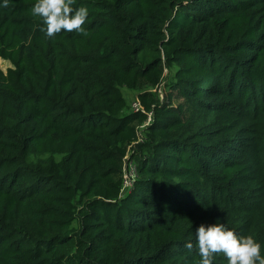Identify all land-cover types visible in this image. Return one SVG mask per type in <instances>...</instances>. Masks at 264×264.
Wrapping results in <instances>:
<instances>
[{
	"label": "trees",
	"instance_id": "trees-1",
	"mask_svg": "<svg viewBox=\"0 0 264 264\" xmlns=\"http://www.w3.org/2000/svg\"><path fill=\"white\" fill-rule=\"evenodd\" d=\"M36 2L0 0V264H198L216 223L264 256V0H74L54 39Z\"/></svg>",
	"mask_w": 264,
	"mask_h": 264
},
{
	"label": "clouds",
	"instance_id": "clouds-1",
	"mask_svg": "<svg viewBox=\"0 0 264 264\" xmlns=\"http://www.w3.org/2000/svg\"><path fill=\"white\" fill-rule=\"evenodd\" d=\"M74 0H37L31 8L33 16L41 17L44 26L40 31L48 39H54L61 31L88 35L83 25L88 17L86 7L74 8ZM9 0H3L8 7ZM196 241L186 242L184 247L191 252L195 247L201 259L198 264H213L216 254L223 253L228 264H264L261 244L252 235L238 236L224 224H201L195 232Z\"/></svg>",
	"mask_w": 264,
	"mask_h": 264
},
{
	"label": "rangeland",
	"instance_id": "rangeland-1",
	"mask_svg": "<svg viewBox=\"0 0 264 264\" xmlns=\"http://www.w3.org/2000/svg\"><path fill=\"white\" fill-rule=\"evenodd\" d=\"M0 68L6 72L9 68L10 65L8 63L3 62L2 60H0ZM168 74V73H166ZM123 94L126 97V99L129 101V103L131 104V106L135 105L136 102V95L133 93L128 92L127 90H123ZM131 172H133L131 169H129Z\"/></svg>",
	"mask_w": 264,
	"mask_h": 264
},
{
	"label": "built area",
	"instance_id": "built-area-1",
	"mask_svg": "<svg viewBox=\"0 0 264 264\" xmlns=\"http://www.w3.org/2000/svg\"><path fill=\"white\" fill-rule=\"evenodd\" d=\"M138 107H139V105H138V104H135V109H136V110L138 109ZM126 185H127V186H130V180H128V178H127Z\"/></svg>",
	"mask_w": 264,
	"mask_h": 264
}]
</instances>
